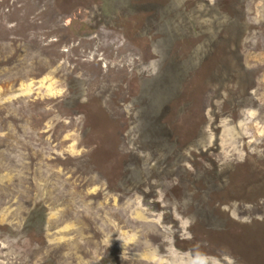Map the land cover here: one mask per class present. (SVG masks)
Segmentation results:
<instances>
[{
  "label": "rangeland",
  "instance_id": "obj_1",
  "mask_svg": "<svg viewBox=\"0 0 264 264\" xmlns=\"http://www.w3.org/2000/svg\"><path fill=\"white\" fill-rule=\"evenodd\" d=\"M56 1V23L47 30L44 10H51L52 0H0V227L17 232L3 237L0 229V264H264V251L254 256L233 249L243 222L264 225V0L180 3L185 9L197 5L206 14L219 8L215 18L222 15L230 23L237 16L235 24H248L246 48L240 53L249 79L235 82L223 76L224 93L209 100L207 109L212 77L222 67L221 47L210 46L198 30L189 38L196 47H186V37L177 50L181 62L195 49L194 66L209 54L199 67L202 78L186 83L190 92L182 97L184 111L179 113L177 99L170 120L183 144L197 138L190 146V169L218 164L211 177L218 185H229L238 172L239 190L250 182L251 193L260 199L256 207L252 201L241 205L223 190L229 196L225 204L212 189L213 199L205 200L198 184L201 189L192 195L208 205L207 222L193 206L181 208L170 201L163 187L145 199L136 192L114 191L99 171L98 147L84 137L86 114L79 102L94 103L118 121L115 132L120 147H126L125 104L143 52L122 31L103 24L97 0ZM76 19L91 23L92 33L78 37L71 26ZM28 42L40 47L41 55L31 52ZM6 49L17 50L16 55L2 54ZM214 51L218 58L212 57ZM243 67L236 68L238 74ZM73 77L82 90L80 101L71 102ZM241 87L242 95L237 92ZM257 158L261 167L249 166ZM40 203L49 215L37 244L18 232ZM220 220L228 222V232Z\"/></svg>",
  "mask_w": 264,
  "mask_h": 264
},
{
  "label": "trees",
  "instance_id": "obj_2",
  "mask_svg": "<svg viewBox=\"0 0 264 264\" xmlns=\"http://www.w3.org/2000/svg\"><path fill=\"white\" fill-rule=\"evenodd\" d=\"M52 1L51 10H44L45 19L42 26L46 29L52 28L56 23L55 17L58 16L55 10L56 4L59 3L56 0ZM82 1L80 0L81 3ZM32 2L34 3V1ZM97 2L96 6L100 16H102L103 24L108 28L122 31L124 36L143 52V61L138 66V72L131 81L129 98L125 104L128 112L124 130L125 138L128 139L126 147H120L122 142L119 134L115 132L118 121L112 119L102 107L89 101H80L81 81L76 77L72 79L71 102L72 99L80 101L79 106L85 111L84 137L98 147L94 154L95 164L104 178L110 182L113 190L123 193L136 192L147 199L162 193L160 188L163 187V191L171 197L170 201H175L181 208L193 206L195 213L201 217L204 216L202 218L206 222L208 220L206 215L209 214L204 209L208 208V205L198 202L199 197L192 195V192L195 193V189L197 191L201 189L198 184H202L204 187V195H202L205 200H209V192L215 189L218 191L217 194L220 193L222 199L226 200L224 203L229 204V196H225L223 191L225 190L235 202L242 205L245 201H252L255 203L253 207H256L257 200H260L259 194L257 198H254L256 196L251 193L250 182L245 185V188L239 190L240 186L235 181L238 172L234 180L228 181L229 185L225 182H220L218 185V182L211 178L214 175L212 172L219 169L218 164L208 167L209 169L205 167L203 171L191 170L190 167L194 163V158L190 156V146L197 138L183 144L181 135L177 130H173L170 124L174 112V102L179 99L176 104L179 106L180 113L184 106L182 97L187 91L190 92L186 83L190 79L202 78L200 76L203 75L199 67L209 57V54H205L204 59L194 66L192 55L195 49H193L184 57H180L181 62L176 61L178 59L177 50L179 51L182 47L180 42L186 37L189 40L196 31L200 30V33H205L210 46L221 47L222 67L212 77L213 85L210 86H212L213 91L210 96L206 97L203 107L207 109L209 100L222 96L224 83L227 79L233 77L235 82H239L241 78L244 79L247 74H250L243 67V53H240L246 48L245 35L248 24L247 26L242 25V23L235 24L236 20L234 19H238L237 16L230 17L233 19L230 23L225 22L222 15L215 18L216 12L221 11L219 8L209 14H206L197 5L185 9L187 6L180 4L183 0H164V2H156L155 0H97ZM215 7L213 6V8ZM213 20L214 22L211 23ZM71 26H73L78 37L87 36L94 30L91 23L82 19H76ZM207 29H214V33ZM191 39L186 45L188 48H194L197 45L193 44ZM27 46H30L31 52L41 55L40 47L33 45V42H28ZM16 52L6 49V52L2 54H9L13 57ZM174 52L175 54H173ZM218 55V51L212 53V57L218 58ZM12 57L10 56L11 59ZM242 67L244 72L238 74L236 68ZM19 69L23 71L26 68ZM223 76L227 79H224ZM248 79L249 76H246V80ZM237 92L242 95V87L237 89ZM259 163L260 159L257 158L249 166L253 167L254 164L260 166ZM254 172L256 171L250 172V178H253ZM188 178H190V182H188ZM210 197L213 199L212 196ZM219 201L220 199L217 202ZM206 202L210 204V201ZM200 204L203 208L200 207ZM48 210L44 203L35 206L30 211L24 227L18 234L30 237L39 244L40 237L45 234L48 227ZM220 221L222 222V220ZM227 223L225 220L224 223H221L222 230L226 232L230 228ZM4 228L0 227L3 230L1 232L5 231V234H2L3 237H11L17 234L10 227ZM237 229H240V234L236 236L233 244L237 248H233L236 252H251L252 255L256 256L257 252L264 251V225L255 226L254 224L252 226L243 222L242 227H237ZM223 233L221 232V234ZM105 255L109 256L108 253Z\"/></svg>",
  "mask_w": 264,
  "mask_h": 264
},
{
  "label": "bare ground",
  "instance_id": "obj_3",
  "mask_svg": "<svg viewBox=\"0 0 264 264\" xmlns=\"http://www.w3.org/2000/svg\"><path fill=\"white\" fill-rule=\"evenodd\" d=\"M202 20V19H201ZM150 36V35H149ZM185 61V60H184Z\"/></svg>",
  "mask_w": 264,
  "mask_h": 264
}]
</instances>
